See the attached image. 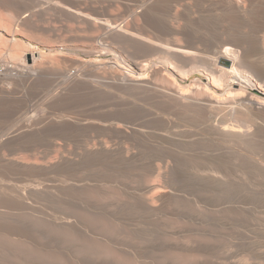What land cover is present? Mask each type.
Segmentation results:
<instances>
[{
  "label": "bare ground",
  "instance_id": "bare-ground-1",
  "mask_svg": "<svg viewBox=\"0 0 264 264\" xmlns=\"http://www.w3.org/2000/svg\"><path fill=\"white\" fill-rule=\"evenodd\" d=\"M117 2L123 3L128 10L130 7L140 4L141 8L138 9V14L143 25L134 24V21L131 24L127 23L125 26L117 25L112 17H118V14L115 16H112L113 13L111 14V7ZM118 5H115L117 8L114 6V10H118ZM202 5L210 13L219 11L224 18L236 22L244 29L240 34L225 29L222 32L223 34L214 42L216 48L213 54L214 58H211L212 62L205 65L211 71L210 81L201 83L195 80L190 87H185L173 81V79L161 78L162 75L159 76V82L155 81L159 75L157 70L151 71L149 77L144 76V70L148 65L150 66L149 63L153 60L152 58L157 56L170 58L180 63V65H185V67L187 65L191 66V69L189 68L191 71L182 72L183 74L195 72L197 67L198 69L202 68L200 65L202 63L199 64L198 62L202 57L198 56V47L200 44L206 45L213 41L201 37L199 31L196 32L194 28L198 21L189 16L191 13L188 15V10H191V7L193 9L194 6L198 8ZM135 7L134 9H136ZM119 9L123 10V8ZM0 11L6 13V17L7 15L10 16L9 20H5L0 15V31H6L11 35V39L6 40L0 32V63H4L3 67L0 68V120L4 121V124H0V148L3 145L6 147V144L19 143L26 148L47 146L45 148L50 151L49 153L45 149L49 154H35L36 156L33 155V158L31 156L30 158H22L23 154L21 157H16L12 156L13 154L7 155V152L4 154L0 151V174L8 179H4L7 182L6 193L0 190V202H5L7 206L8 204L10 206L20 205L21 195L40 196L54 188L55 184H35L36 182L33 181H31L33 183L25 181V178L31 175L37 176L42 173L63 174L64 181L60 186L65 199H63L64 204L69 206L68 203H73L74 193L83 189L82 176L78 175L81 170L100 165L107 173L124 172L125 169L134 165V161L129 157V150L126 151L125 148L118 146L114 141L132 140L136 142L142 139L141 134L143 133L140 134L133 127L135 123L139 121H147L151 125L159 123L164 128H169L172 125L164 118L154 116L152 111L141 110L142 108L130 105L129 101L124 100L129 105L124 103L121 107L119 106L121 110L119 109L115 114L110 115L108 112L96 111V106H107L103 105L106 104L105 101L113 99V95H110L112 91L129 93L127 96L137 97L139 102L142 99L156 108L158 107L161 111L173 112L185 118L200 120L206 132L211 136L217 134L216 132H220V130L228 132V134L224 133L230 136L229 131L234 130V132H237L236 134L248 138L249 143L255 144L257 149L264 155V68H256L257 66L247 64L245 60L254 49L259 50L264 55V0H0ZM124 13L126 14V12ZM180 16L186 18L185 21L188 22L187 25L184 23L186 26L178 23L177 19L178 17L180 19ZM209 20H213L211 15L205 19L208 23ZM14 26L22 31L40 32L47 37V40H51L54 45L60 46L52 49L53 54L38 51L32 45L23 44L15 38ZM149 32L161 33L163 36H176L181 40L183 39L184 42H182L183 44L178 43L179 45L173 43V46H169L170 44L167 45L164 41V45L160 42L162 39L152 41L151 38L143 36V34L148 35ZM59 33H66L67 37L59 40ZM111 43L125 45L135 54L140 52L139 60L130 63L132 66L129 71L124 70L118 62L111 63L91 58L97 53L107 51L112 45ZM2 50L6 52V55ZM81 55L88 59H82ZM12 61H19L20 67L11 65ZM226 62L230 64L229 67L225 66ZM243 67L251 76L244 73ZM70 69H73V71ZM210 87H215L221 92L224 89L225 94L216 93ZM19 88L40 91L54 89L49 95L46 94L45 98L43 97L45 106L49 111L48 115L38 119L33 118L36 112L33 117L23 116L24 114L21 112L23 109L22 95H18ZM220 108H228L232 112L233 110H242L250 114L255 122L252 126H243L239 122L232 121L230 122L232 126H228V123L226 125L225 123L210 121L209 115L212 110ZM152 127L154 128V126ZM155 127L157 128V126ZM171 131L173 130L171 129ZM181 134L184 135V132ZM185 135H187V132ZM216 137L218 136L216 135ZM56 139L59 141H56ZM156 139L161 142L164 141L162 137ZM211 142L215 144H212V150L215 149L214 147L220 146L215 137ZM200 143L198 144L200 145ZM21 145L20 147H22ZM183 145L185 146V144ZM187 146H190L191 149V145ZM195 146L197 147V145ZM210 146L208 147L210 148ZM191 150L193 151V149ZM220 150L223 151V149ZM226 154L228 155V152ZM245 161L251 167L261 169L251 158ZM148 169L150 172L156 171L154 166L148 167ZM160 172L162 173V171ZM177 179H180V177ZM256 194L258 193L255 192L254 196ZM177 195L166 184L153 183L146 186L142 193L127 195L128 197L122 199L119 198V200H116L115 206L117 209L122 208L128 218L144 220L160 212L164 205ZM100 206L105 209L108 208L105 202ZM245 209L247 210V208ZM102 213L113 215L109 209ZM224 218H222V222L226 223ZM48 226L49 231H42L45 235L56 234L62 240H66L72 235L73 227L67 220L62 221V223H50ZM260 226L263 227L264 232V225ZM2 233L8 238L12 235L31 237L37 231L28 220L5 216L0 213V235ZM48 238L53 237L49 236ZM4 244H0V259L3 258L9 262L14 261L17 251H22V246L21 248L19 246L20 250H17L18 245L15 247V244L13 246H10L12 245L10 244L6 247V243L4 247ZM219 244L196 243L188 247L179 246L171 240L163 239L158 245L166 250L177 249L185 253L195 251L196 253L199 252V255L214 256L221 248ZM221 246L223 247V244ZM13 247L17 250L16 252ZM13 251L16 256H14ZM32 252H25L28 256L24 259L35 260L37 257ZM85 252L76 254L77 260L74 262L77 264H104L103 259L101 261L99 258L98 252L97 254L95 251L97 258L88 257L94 256V253L87 256ZM251 253H254V257H264V251L262 252L261 249L260 251L254 250ZM226 256L224 255V258ZM162 264H174V262L168 260Z\"/></svg>",
  "mask_w": 264,
  "mask_h": 264
},
{
  "label": "rangeland",
  "instance_id": "rangeland-1",
  "mask_svg": "<svg viewBox=\"0 0 264 264\" xmlns=\"http://www.w3.org/2000/svg\"><path fill=\"white\" fill-rule=\"evenodd\" d=\"M115 5H118L119 8H123V10L119 8L118 10H114L117 8ZM135 6L130 7L128 10L123 3L117 2L111 7L112 11L111 9L110 11L111 14L113 13L112 16L118 14V17H112V19L114 18L113 20L117 25L120 24V26H125L127 23L131 24L133 21L134 24L143 25L138 14V9L141 8V5L137 4ZM134 7L136 9H134ZM201 10L204 11L202 12ZM121 11H123V13H121ZM128 11H130L129 13L132 15H130ZM188 11V15L191 13L189 16L191 18L193 17L195 21H198L194 28L196 32L199 31L198 33L201 37L213 41L206 45L200 44L198 47V56H202L198 62L199 64L200 62L203 64H200L202 68L198 69L197 67V71L183 74L184 72L191 71L189 70L191 66L187 65L185 67V65H180V63L170 58L157 56L152 58L153 60L149 63L150 66L148 65L144 70V76L149 77L151 71L157 70L159 72V75L155 79L157 82H159L158 79L160 80L162 75L161 78H170L169 80L173 79V81L185 87H190L195 80H198L201 83H208L211 78V71L210 69H207L208 66L206 67L205 65L212 62L211 58H214L213 54L216 50L214 42L216 39L223 34L222 32L225 29H229L236 34H240L244 30L242 29L243 27L236 22L224 18L219 11L208 12V9L203 5L198 8L194 6L193 9L191 7V10ZM124 12H126L127 15ZM0 15L5 20L10 19V16L7 15L6 17V13H2L1 11ZM210 15L213 17V20H209V24L205 19ZM185 19L184 16H180V19L178 17L177 21L182 26H186L188 22L186 23ZM0 32L2 33L3 38L5 37L4 39H11V35L8 32H3V30ZM13 33H15V38L21 43L26 45L30 44L34 49L45 53L53 54L54 51L52 49L60 46L54 45L51 40H47V37H45L44 34L33 30L22 31L19 30L17 26H14ZM149 33L148 35L143 34V36L151 38L152 41L162 39L160 42L164 44L165 41V44H170L169 46H173V43L176 45V43L183 44L182 42H184L183 39L181 40L176 36H163L161 33L157 32ZM66 37V33H59V40L65 39ZM111 44L112 45L107 51L97 53L91 58L111 63L118 62L123 66L122 68L124 70L129 71L132 66L130 63L139 60L140 52L135 54V52L125 45L116 43ZM2 52L6 55L4 50H2ZM81 58L88 59L82 55ZM245 60L247 64L257 66L256 68H264V55L257 49H254ZM3 64L0 63V68L3 67ZM11 65L14 67H20V62L12 61ZM70 70L73 71V69ZM242 70L247 76H251L246 68L243 67ZM210 88L212 91L215 90L214 92L216 93L221 95L225 94L224 89L223 92H221L215 89V87ZM38 91L40 90L19 88L18 95H22L23 109L21 112L24 114L23 116L33 117V114L36 112L33 118L38 119L42 116L48 115L49 111L45 106L44 98L46 94L49 95L54 89L40 91L39 93ZM128 94L129 93L125 94L112 91L110 95H113L112 97L115 100L111 99L105 101L106 104L103 105L107 106H96V111L108 112L112 115L119 111V109L121 110L120 107L125 103L124 101H129L128 103H130V105H136L137 108H142L141 110L148 112L152 111L154 116H158L162 119L164 118L172 125H170L169 128H164L160 126L159 123L153 125L149 122L147 123V121H139L141 124L139 122L135 123V126L133 125V127L136 128L140 134H144H141L143 137L142 139L136 141L137 143L132 140L114 141L118 146L125 148L126 151L129 150V157L134 161V165L125 169L124 172L107 173L100 165L81 170L78 175L82 176L83 189L74 193V198H72L73 203H68L69 206L64 204L65 199L63 198V191L60 186L64 181L63 174L42 173L37 176L31 175L30 177L25 178V181H33L34 183L36 182L35 184L43 183L55 185L54 188L48 191L49 193L46 192L41 194L42 196L21 195V200H19L21 202L18 206H10L9 204L7 206L5 202H0V213H2V215L28 220L37 231V233H34L35 235L31 237L12 235L8 238L2 233L0 235V244L7 243L6 247L10 244H12L10 246L15 244V247L18 245L16 248L17 250H20L18 247L20 246L21 248L22 246V251L20 250L22 253L20 251L18 252L15 247H13L15 249L14 251H17V256L13 251L15 253V255L14 253L13 255L16 256L14 261H17L18 263H15L14 261L9 262L8 260L1 258L0 264H77L74 262L77 260V256L75 255L82 252L84 253V251H86L85 253L87 256L94 253V256H88L91 258H97L100 256L99 258L101 261L103 259L102 262L104 264H162L168 260H171L174 264H205V262L210 264H264V257H254V253H251L254 250L260 251V249L262 252L264 251V232L263 227L260 226L264 225V155L257 149L256 145L249 143L248 138L242 137L241 134H236L237 132H234V130H232L233 132L229 131L233 134L229 133L230 136L226 135L228 132L220 130V132H216L217 134H212L220 144V146L214 147L215 149L213 148L214 150H212L211 147L215 144H213L211 140L214 137L206 132L205 127L200 120H196L195 118H185L176 115L173 112L161 111L158 107L156 108L142 99H140L141 101L139 102L137 97L127 96ZM127 102L125 104L129 105ZM112 103L114 104L112 105ZM40 112H42L43 115L40 114ZM209 119L212 122L225 123L226 125L228 123V126H232L230 123L232 121L239 122L243 126H252L255 122L253 117L247 112L242 110H233L232 112V110L228 108L212 110ZM1 123L4 124V121L0 120V124ZM152 126H154V128ZM155 126H157V128ZM171 129L173 131H171ZM167 132L168 134H166ZM180 132H184V135ZM186 132L187 135H185ZM180 134L183 137H181ZM216 135L219 138L216 137ZM147 137H149V139H147ZM157 137H162L164 141H159L156 139ZM56 141L59 140L56 139ZM206 142H208L209 145ZM182 144H185V146H182ZM186 144L191 145L193 151L190 149V146H187ZM6 145V147L3 145L0 148L2 153L4 152L5 154V152H7V155L13 154L12 156L16 157H21L23 154L22 158H30V156L32 157L35 154L40 155L48 153L46 150L49 151L48 148H45L47 146H39L40 148H26L19 143ZM10 145L12 146L10 147ZM20 145L22 147H20ZM195 145H197V147ZM208 146H210V148ZM2 148H5L6 150ZM220 149H223V151ZM221 152L223 153L221 154ZM227 152L228 155L226 154ZM24 154L27 155L25 156ZM224 156L226 157L224 158ZM248 158H251L256 162L261 169L248 165L245 161L248 160ZM225 159L227 162L229 159L230 161L227 163ZM153 166L156 168V171L150 172L148 167ZM160 171H162V173ZM176 177H180V179H177ZM4 179L8 180L0 174V181L2 182H0V190L3 193H6L7 182ZM153 183L166 184V186L172 188L174 192L178 194L171 198L156 215H151L144 220L137 218L133 219L126 217L122 208H116V200H119V198H126L128 197L127 195L142 193L146 186L152 185ZM255 192L258 193L256 196H254ZM104 202L105 205L108 206L107 209L112 211V216L102 213L107 210L100 206L102 203L104 204ZM112 204L113 206H111ZM245 208H247V210ZM221 216H224L225 218ZM222 218L227 220L224 221L226 223L222 222ZM64 220H67L73 227L72 235L69 236L68 239L62 240L56 234L45 235L42 232L43 230L49 231L48 225L50 223H62ZM49 236H52L53 238H48ZM163 239L171 240L179 246L188 247H191L196 243H220L219 245L221 248L214 256H208L206 254L199 255L200 253L198 252V254L195 251L185 253L177 249L166 250L160 247L158 244ZM223 239H226V244ZM222 244L223 247L221 246ZM31 251H33L32 253L35 254L37 258L35 260L24 259L28 256L25 252ZM95 251L96 253H99H97L98 256H96ZM179 253L182 255L179 256ZM224 255L227 256L224 258ZM222 259H225L226 261L224 260L223 262Z\"/></svg>",
  "mask_w": 264,
  "mask_h": 264
},
{
  "label": "water",
  "instance_id": "water-1",
  "mask_svg": "<svg viewBox=\"0 0 264 264\" xmlns=\"http://www.w3.org/2000/svg\"><path fill=\"white\" fill-rule=\"evenodd\" d=\"M225 66H226V67H229V66H230V64H229L228 62H226V63H225Z\"/></svg>",
  "mask_w": 264,
  "mask_h": 264
}]
</instances>
